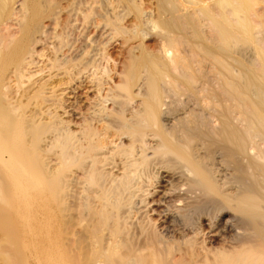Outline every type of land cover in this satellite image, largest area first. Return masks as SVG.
<instances>
[{"label": "bare ground", "instance_id": "1", "mask_svg": "<svg viewBox=\"0 0 264 264\" xmlns=\"http://www.w3.org/2000/svg\"><path fill=\"white\" fill-rule=\"evenodd\" d=\"M42 3L0 0V264H264V0H155L114 85Z\"/></svg>", "mask_w": 264, "mask_h": 264}, {"label": "rangeland", "instance_id": "2", "mask_svg": "<svg viewBox=\"0 0 264 264\" xmlns=\"http://www.w3.org/2000/svg\"><path fill=\"white\" fill-rule=\"evenodd\" d=\"M40 2H43L42 10L44 9L43 12L47 13L45 15L48 17L43 18L41 21L44 28L50 34L54 32L53 35L56 37L61 36L60 38L64 41H60V43L72 44L71 49L63 50L58 58L68 59L80 53L81 61H95L98 66L97 77L105 76L106 69L111 68V80L109 81L112 85L116 84L122 76L120 71L127 64L126 50L128 48L133 47L141 40L144 47L149 50L154 49L157 45L155 36L150 38L145 36L143 39L140 37L141 32L146 35L144 34L147 31L146 25H143L144 27L141 25L139 29H137L138 26L135 27L140 12L143 16L146 11L148 12V10L155 7V0H40ZM55 5L58 6L55 7ZM55 16L58 19L52 18ZM49 21L53 22L52 25ZM2 24L4 25L3 22L0 23V25ZM135 29L138 31L135 32ZM56 32L61 33V35L58 34L57 36ZM56 42L59 41L56 40ZM74 47L80 48V52L77 49L74 50ZM102 54H105V56L103 57ZM91 69L85 81L90 80ZM85 81L80 87L74 88V92L64 96L65 104H73L74 109L79 112L100 107V105L96 106L94 104L95 94L93 88L89 82ZM54 84L55 81L52 85ZM54 88L57 90L58 87ZM51 90L50 87L46 88L43 95L50 96ZM134 103H137V101L133 100ZM91 106L92 108H90ZM81 121L82 118L80 123Z\"/></svg>", "mask_w": 264, "mask_h": 264}]
</instances>
